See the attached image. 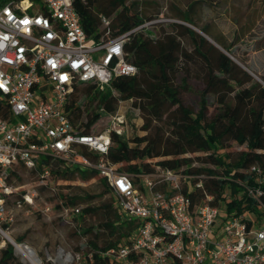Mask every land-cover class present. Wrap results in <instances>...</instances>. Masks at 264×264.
<instances>
[{
	"label": "built area",
	"instance_id": "2783aa9c",
	"mask_svg": "<svg viewBox=\"0 0 264 264\" xmlns=\"http://www.w3.org/2000/svg\"><path fill=\"white\" fill-rule=\"evenodd\" d=\"M102 22L103 28L110 24L107 18ZM140 28L96 42L87 36L73 0H0V235L9 233L5 224L15 218L9 201L23 190L11 181V172L20 166L36 177L17 202L18 209L33 206L52 179L44 160H58L97 172L119 211L138 221L130 244L102 254L114 264H264L262 168L245 170L253 182L238 184L235 198L225 195L217 202L206 188L207 174L161 167L147 174L121 172L107 159L116 130L85 135L64 113L76 85L96 82L103 89L137 73L124 45ZM117 116L113 126L122 123ZM235 200L243 202L241 212L229 207ZM50 211L46 206L42 213L48 217ZM81 214L63 206L58 216L76 227ZM48 257L54 264H87L82 255L62 249L55 259Z\"/></svg>",
	"mask_w": 264,
	"mask_h": 264
},
{
	"label": "trees",
	"instance_id": "16d2710c",
	"mask_svg": "<svg viewBox=\"0 0 264 264\" xmlns=\"http://www.w3.org/2000/svg\"><path fill=\"white\" fill-rule=\"evenodd\" d=\"M182 1L187 3L185 11L177 10L173 22L149 25L155 17L143 12L140 0H73L87 36L96 42L141 27L124 45L126 60L137 68V73L117 77L103 89L96 82L76 85L63 111L76 130L85 135L91 134L92 127L104 115L116 114L122 103H129L132 111L142 112L146 120L144 131H150L154 122H163L167 117L164 125L168 128V137H165L167 131L163 125L157 126L152 133L133 139L113 131L107 159L127 174H147L157 167L207 174L206 188L216 195L218 202L225 195L235 198L241 190L238 184L253 182V175L245 170L252 166L264 170V85L234 61L232 55L235 53L230 47L220 43L224 48L220 51L205 35L190 27L197 26L191 13L200 5L213 6L223 0ZM103 18L110 20L106 28H103ZM146 24L163 29L153 34L147 30ZM201 30L210 36L207 29ZM192 80L200 81L202 89L194 87ZM80 87H83L81 96L78 95ZM182 93L194 94L200 99L197 112L183 105ZM81 97L83 102H80ZM212 97L215 102H211ZM212 105L214 112L209 116ZM227 143L234 150H241L236 157L233 158L227 150ZM190 153L205 155L204 163L211 168L191 167ZM83 154L89 155L86 149ZM44 163L51 168L52 178L56 180L98 177L104 194L111 195V201L101 208L82 210V217L104 210L100 227L107 233V238L105 245L99 247L100 236L97 235L96 241L88 242L90 251L81 255L82 262L87 264H114L109 256L102 254L130 244L138 221L128 220L119 211L116 197L97 172L82 170L78 166L64 167L58 160H44ZM11 175L17 177L15 170ZM59 198L62 201L57 206L59 210L63 206L74 207L77 202L73 196L59 194ZM242 204V201L235 200L229 207L241 212ZM84 232L92 230L85 229ZM16 242L21 243L22 238ZM14 261V247L7 244L2 250L0 264ZM44 264L54 263L48 260Z\"/></svg>",
	"mask_w": 264,
	"mask_h": 264
},
{
	"label": "rangeland",
	"instance_id": "374dc122",
	"mask_svg": "<svg viewBox=\"0 0 264 264\" xmlns=\"http://www.w3.org/2000/svg\"><path fill=\"white\" fill-rule=\"evenodd\" d=\"M140 3L146 15L155 17L149 25L173 22L177 10H184L187 6V3L182 0H140ZM191 15L197 25H189L191 28L198 34L205 35L209 43L215 45L220 51H224L220 43L230 47L235 53L232 55L234 61L242 69L249 70L254 78L264 85L262 80L264 77V0H223L213 6L203 4ZM149 25L146 28L153 34H157L163 29L160 26L152 28ZM204 28L208 30L210 36L201 30ZM191 83L199 90L202 89L200 81L192 80ZM80 88L78 95L81 96L83 87ZM181 100L185 107L196 112L199 110L200 99L196 95L182 93ZM214 100L212 97L211 102H215ZM83 101L84 98L81 97L80 102ZM213 105L209 116L214 112ZM117 115L115 116L119 117L122 122L120 125L113 126L114 123H118L114 122L115 116L104 115L92 127L91 134H98L113 127L114 130L119 131L127 138L133 139L135 136L142 137L152 133V130L154 131L157 126L163 125L167 131L165 137L169 136L168 128L165 126L168 121L167 117L163 122H154L153 129L150 131H144L145 117L142 112L132 111L129 103H122ZM226 145H229L227 150L233 158L237 156V152L241 151L239 148L234 150L228 143ZM188 158L192 159L191 167L211 168V165L204 163L205 155L203 154L190 153ZM155 163L156 161H153V164ZM15 173L17 177L11 175V181L22 187L23 190L21 194L14 196L9 201L8 209L15 215V218L11 224H5L10 228L9 234L15 245L25 244L33 248L42 264L48 261L49 255L55 259L61 249L80 255L90 251L88 242L96 241L97 235L100 236L97 241L99 247L105 245L107 233L100 227L104 221V210L86 214L83 217L80 215L76 220V228L62 221L58 216L59 209L57 207L62 202L59 194L75 197L77 202L74 207L80 210L101 208L103 204L110 202L111 195L104 194L98 177L88 180L77 178L72 181L52 178L49 187L40 189L39 197L36 198L33 206L23 203V207L18 209L17 202L22 200L26 190L35 184L36 177L20 166L15 168ZM46 206L51 208L48 217L42 213ZM85 229L92 230V232L85 233ZM6 238L0 235V259L2 250L7 247V244L11 245V239ZM18 238H22L21 243H16ZM14 257L15 261L12 264H30L24 255L17 252V247L16 251L14 249Z\"/></svg>",
	"mask_w": 264,
	"mask_h": 264
},
{
	"label": "bare ground",
	"instance_id": "6f19581e",
	"mask_svg": "<svg viewBox=\"0 0 264 264\" xmlns=\"http://www.w3.org/2000/svg\"><path fill=\"white\" fill-rule=\"evenodd\" d=\"M3 235L5 238L6 237L10 238L11 242H14V240L11 238L9 233L4 232ZM16 247H17V252L24 255V257L29 261L30 264H38V261L36 259L37 254L32 248H29L28 246H24V245H16Z\"/></svg>",
	"mask_w": 264,
	"mask_h": 264
},
{
	"label": "water",
	"instance_id": "95a60500",
	"mask_svg": "<svg viewBox=\"0 0 264 264\" xmlns=\"http://www.w3.org/2000/svg\"><path fill=\"white\" fill-rule=\"evenodd\" d=\"M12 244V243H11ZM13 245V244H12ZM37 261H38V264H42V261H41V259L38 257V255H37Z\"/></svg>",
	"mask_w": 264,
	"mask_h": 264
},
{
	"label": "crops",
	"instance_id": "0c3cea01",
	"mask_svg": "<svg viewBox=\"0 0 264 264\" xmlns=\"http://www.w3.org/2000/svg\"><path fill=\"white\" fill-rule=\"evenodd\" d=\"M23 245H25V244H23ZM25 246H27V245H25ZM29 247V246H28ZM29 248H31V247H29ZM33 249V248H32ZM34 250V249H33ZM35 251V250H34Z\"/></svg>",
	"mask_w": 264,
	"mask_h": 264
}]
</instances>
